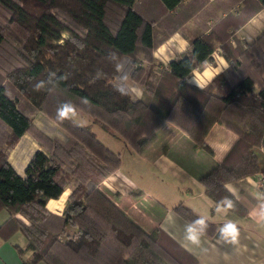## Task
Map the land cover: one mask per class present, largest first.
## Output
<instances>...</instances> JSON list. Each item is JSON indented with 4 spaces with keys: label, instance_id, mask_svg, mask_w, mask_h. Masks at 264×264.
<instances>
[{
    "label": "trees",
    "instance_id": "16d2710c",
    "mask_svg": "<svg viewBox=\"0 0 264 264\" xmlns=\"http://www.w3.org/2000/svg\"><path fill=\"white\" fill-rule=\"evenodd\" d=\"M224 1L225 12L188 37L191 49L175 52L158 67L157 48L211 0H0V210L9 212L0 237L17 230L24 235L26 246L17 250L32 251L24 264H196L162 228L143 231L99 190L111 166L71 135H48L33 116L43 101L56 109L71 102L76 113L138 154L170 121L182 135L163 152L214 202H234L225 183L264 174V79L254 91L256 76L264 72V32L244 44L235 36L264 9V0ZM215 44L231 65L201 87L185 80L212 61ZM243 61L248 66L238 68ZM127 78L141 85V98L133 97ZM39 82L43 86L36 91ZM215 122L237 133L220 162L205 142ZM24 133L41 148L21 176L7 151ZM66 186L71 191L63 212L50 211L47 200ZM174 210L207 236L215 233L217 224L189 207L180 203ZM200 219L204 226L196 223ZM68 226L75 232L66 233Z\"/></svg>",
    "mask_w": 264,
    "mask_h": 264
},
{
    "label": "crops",
    "instance_id": "0c3cea01",
    "mask_svg": "<svg viewBox=\"0 0 264 264\" xmlns=\"http://www.w3.org/2000/svg\"><path fill=\"white\" fill-rule=\"evenodd\" d=\"M225 4L224 0H211V5L199 17L188 21L183 29L170 35L154 53L156 66H166L177 51H189L191 47L188 37L198 33L205 24L212 21L213 16L223 14L226 10ZM262 32L264 9L237 29L235 36L244 44L253 41ZM232 43L234 44L233 41ZM213 49L212 61L193 69L185 80L201 87L215 74L225 71L231 65L221 55L219 44H215ZM247 66L248 62L243 61L238 68ZM258 75L254 91L258 90V81L264 79V72ZM126 84L133 97L141 98L140 85H130V82ZM44 108L48 109L46 113L50 116L40 117ZM33 121L50 136L62 138L67 134L75 137L103 163L111 166L112 172L98 184L99 190L143 231L162 228L197 259L196 264H264V223H258L250 215L253 209L264 203V188L258 185L261 176L264 177L261 172L225 183L234 200L233 208L218 213L216 207L220 203L208 197L203 185L163 152V146L175 144L182 135V131L170 121L163 122L157 128L155 141L140 154L126 146L118 136L105 131L98 124L91 123L84 115L75 114L71 119L59 121L57 112L44 107V102ZM236 138L237 133L233 130L221 123H213L205 135V142L213 150L212 159L220 162ZM40 148L32 136L24 133L15 146L8 150L7 160L23 176L30 156ZM261 151L264 154V146ZM70 191L71 186H66L59 197L47 200L46 207L61 214ZM180 203L198 216L217 224L215 233L207 236L178 214L174 207ZM8 217L9 212L5 208L1 209L0 226ZM229 222H234L239 229L238 243L235 245L226 243L220 232ZM189 226L200 230L199 246L184 240ZM75 230V227L68 226L66 233L72 234ZM65 234L60 235V238L65 239ZM26 243V238L19 230L6 239L0 237V264H24L31 257L32 251L24 250L19 253L17 247L23 249ZM36 264L46 263L38 261Z\"/></svg>",
    "mask_w": 264,
    "mask_h": 264
},
{
    "label": "clouds",
    "instance_id": "9594fccd",
    "mask_svg": "<svg viewBox=\"0 0 264 264\" xmlns=\"http://www.w3.org/2000/svg\"><path fill=\"white\" fill-rule=\"evenodd\" d=\"M43 86V82H39L34 85V90L39 91L40 88ZM121 95H127V90L123 88H117ZM81 100L90 103L87 97H81ZM76 114V106L71 102H62L61 106L57 109V119L61 122L64 120L71 119L72 116ZM226 206V207H225ZM233 208V203L231 200H224L216 207V212H225ZM250 215L258 222L264 223V203L259 204L258 208L253 209L250 212ZM198 225L204 226L205 221L204 219H200L196 222ZM220 232L222 234V238L226 243L229 244H237L239 238V229L234 222H229L225 224L221 229ZM200 235L201 232L196 227L189 226L186 229V234L184 236V240L191 243L192 245L199 246L200 245Z\"/></svg>",
    "mask_w": 264,
    "mask_h": 264
},
{
    "label": "rangeland",
    "instance_id": "374dc122",
    "mask_svg": "<svg viewBox=\"0 0 264 264\" xmlns=\"http://www.w3.org/2000/svg\"><path fill=\"white\" fill-rule=\"evenodd\" d=\"M126 82L128 83V82H130V85H139V84H136V83H134V82H132L131 80H129L128 78L126 79ZM141 86V85H140ZM44 102V107H49L51 110H53V111H56L57 112V109L54 107V106H52L49 102H47V101H43ZM42 108V107H41ZM41 110V109H40ZM39 110V111H40ZM47 110L48 109H46V108H44V112L43 113H41V115H40V117H42V115H43V117H46V116H50V114H48V113H46L47 112ZM38 111V112H39ZM37 112V113H38ZM36 113V114H37ZM36 114L33 116V119H34V117L36 116ZM77 115H81V114H79V113H76ZM33 123L35 124V122L33 121ZM36 125V124H35ZM37 126V125H36ZM37 127H39V126H37ZM40 128V127H39ZM42 129V128H41ZM43 130V129H42ZM44 131V130H43ZM67 135V134H66ZM65 135V136H66ZM11 149V148H10ZM9 150V149H8ZM7 155H8V151H7ZM108 165V164H107ZM103 181V180H102ZM101 181V182H102Z\"/></svg>",
    "mask_w": 264,
    "mask_h": 264
},
{
    "label": "built area",
    "instance_id": "2783aa9c",
    "mask_svg": "<svg viewBox=\"0 0 264 264\" xmlns=\"http://www.w3.org/2000/svg\"><path fill=\"white\" fill-rule=\"evenodd\" d=\"M214 50V49H213ZM220 50V49H219ZM262 177V179L260 180V182L258 183V185L260 186V187H262V188H264V177L263 176H261Z\"/></svg>",
    "mask_w": 264,
    "mask_h": 264
}]
</instances>
